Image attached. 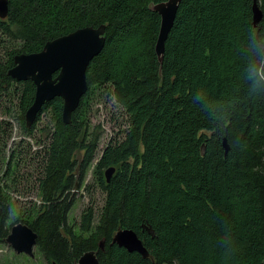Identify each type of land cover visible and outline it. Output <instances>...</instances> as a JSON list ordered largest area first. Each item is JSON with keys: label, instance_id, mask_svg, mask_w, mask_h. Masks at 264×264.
Segmentation results:
<instances>
[{"label": "trees", "instance_id": "obj_1", "mask_svg": "<svg viewBox=\"0 0 264 264\" xmlns=\"http://www.w3.org/2000/svg\"><path fill=\"white\" fill-rule=\"evenodd\" d=\"M167 1L9 0L0 18V31L20 44L0 65V93L22 87L12 96L28 136L47 111L55 120L38 179L42 205L24 217L47 264H77L89 251L102 264H264V0H183L160 62L153 6ZM255 3L263 13L257 27ZM101 25L106 44L88 67L89 90L72 123L64 124L56 98L27 129L36 86L8 76L15 56ZM107 87L129 125L97 158L102 130L87 115ZM9 130L0 122V161H8L0 177L18 168L15 151L5 156ZM91 169L105 204L97 223L92 206L75 228L69 215L76 191L91 190ZM10 205L0 202V245L11 231ZM124 229L138 234L149 258L112 244Z\"/></svg>", "mask_w": 264, "mask_h": 264}, {"label": "water", "instance_id": "obj_2", "mask_svg": "<svg viewBox=\"0 0 264 264\" xmlns=\"http://www.w3.org/2000/svg\"><path fill=\"white\" fill-rule=\"evenodd\" d=\"M183 0H169L153 6V10L161 16V27L156 53L162 62L165 54V45L174 26L179 6ZM9 15V0H0V18L6 19ZM263 13L257 3L253 6L254 26L262 21ZM106 26L98 28L86 27L68 35L49 41L39 53L19 54L14 58V67L8 71V76L14 81H32L36 86L35 99L25 114L26 128L31 129L37 122L43 107L61 98L64 102L62 119L64 124L72 123L73 114L80 106L81 100L87 94L89 85L87 70L94 58L98 57L106 44ZM223 147L228 153L230 147L226 138ZM115 168H109L105 175L110 182ZM147 231L154 236V230ZM38 234L28 225L17 224L11 228L5 242L18 255L25 254L34 258V248L37 246ZM112 244L125 248L128 252H137L144 258L150 253L144 246L138 234L131 229L119 230ZM100 247L104 249V242ZM77 264H102L95 251L85 253Z\"/></svg>", "mask_w": 264, "mask_h": 264}, {"label": "rangeland", "instance_id": "obj_3", "mask_svg": "<svg viewBox=\"0 0 264 264\" xmlns=\"http://www.w3.org/2000/svg\"><path fill=\"white\" fill-rule=\"evenodd\" d=\"M19 46V42L10 40L0 31V65L6 63L8 54L12 50L19 49ZM21 89L19 85L13 84L8 92L0 93V122L10 123L11 128L9 130L11 138L7 143L5 156L8 158L15 151L18 161V168L12 175L0 177V186L3 188L0 202L6 201L7 198L12 207L9 221V224H12L11 228L17 224L26 223L24 217H28L31 210L42 205L38 179L42 175L40 167L44 149L49 143L47 130H52L55 125L52 110H49L42 115L32 136L23 132L22 123L19 120L20 102L17 97L12 96L14 91L20 92ZM111 91L110 87L99 91L87 115L91 128L100 127L102 130L97 158L111 142L124 137V132L129 125L124 110L117 104ZM7 163V160L0 161V169L3 173L6 171ZM92 172L93 169L89 171L86 179V185L92 186L91 190L87 192L84 187L80 192L76 191L75 206L69 215V224L75 228L78 227L84 210L92 206L95 209V223H97L105 204V194L94 181ZM34 255V258L25 254L18 255L6 242L0 245V264H47L37 247L34 248Z\"/></svg>", "mask_w": 264, "mask_h": 264}, {"label": "bare ground", "instance_id": "obj_4", "mask_svg": "<svg viewBox=\"0 0 264 264\" xmlns=\"http://www.w3.org/2000/svg\"><path fill=\"white\" fill-rule=\"evenodd\" d=\"M7 19V18H6Z\"/></svg>", "mask_w": 264, "mask_h": 264}]
</instances>
